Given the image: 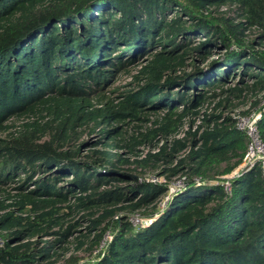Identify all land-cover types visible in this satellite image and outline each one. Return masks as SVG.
I'll return each mask as SVG.
<instances>
[{
  "label": "trees",
  "instance_id": "1",
  "mask_svg": "<svg viewBox=\"0 0 264 264\" xmlns=\"http://www.w3.org/2000/svg\"><path fill=\"white\" fill-rule=\"evenodd\" d=\"M231 95L251 101L243 115L260 109L264 142V0H0V132L19 120L18 135L52 146L0 148V264H54L107 230L83 264H264L259 166L229 192L215 182L246 150L218 108ZM86 130L98 137L83 153ZM175 177L186 187L160 212ZM121 212L158 215L139 226Z\"/></svg>",
  "mask_w": 264,
  "mask_h": 264
},
{
  "label": "rangeland",
  "instance_id": "2",
  "mask_svg": "<svg viewBox=\"0 0 264 264\" xmlns=\"http://www.w3.org/2000/svg\"><path fill=\"white\" fill-rule=\"evenodd\" d=\"M225 14L228 16H235L236 11L235 9L228 8V7H223L221 8V10H219V12H215L214 15L219 16V14ZM255 32H247V35L249 36V38H251L253 36ZM136 73V67H132L128 72H122L121 75L119 76V78L114 82V84L116 86H118V89H125L129 86L132 85V81H133V75ZM223 98V96H220L218 99ZM216 98L213 100V102H216ZM229 100L231 103H226V102H222V105L218 108H223L224 112L230 110V109H224V108H232L233 109V115H243L241 113V110L246 109L247 107H249V103L251 101H247L244 102L243 99H237L234 96H230ZM264 101V100H262ZM261 104V103H260ZM227 105V106H226ZM253 111V110H251ZM249 111V113L251 112ZM248 114V113H247ZM246 115V114H245ZM16 127H12L11 129H9L8 131H3L0 132V148L3 149L7 155H20L21 153H25L24 156H29L32 152H34L36 149L40 148V147H48L51 146L49 143H47V137H41V138H33V141H30L24 137H21L20 135H18L16 132L18 130V125L20 124L19 120L15 121ZM98 134L95 132H92L90 130H86L84 133L81 134V136L79 137V139L86 141V146H84L83 150L85 152L89 151L91 149L92 144L95 142V140L97 139ZM1 140H4L5 142H2ZM74 144V142H72V145ZM52 147V146H51ZM74 147V145H73ZM126 166L129 167H133V164H129V165H124V168H127ZM223 166V165H222ZM221 166V167H222ZM143 170H141L140 167H137V169L135 171H133V173L137 174L140 179H144L146 178V180H148L150 178V176H155L153 170H147L145 173L143 172ZM150 173L152 175H150ZM160 175V179L162 180L161 182H163V176ZM217 177H220V179H222L224 177V175H216ZM176 177L173 179L175 180ZM164 183V182H163ZM170 185V184H169ZM182 192V190H181ZM172 193V190L170 191L168 189V193H166L165 195H163V197L159 200L158 202V208L159 211L161 212V210H163L164 206L166 205L165 203L170 199L169 197L170 194ZM135 214V215H133ZM124 215L126 216L131 223L135 224V225H139V226H145L150 224V220L153 219L149 216H144L143 220L144 222H140L139 220V214L136 212H121L120 214H118V218L119 216ZM79 216V215H77ZM134 217H136L138 220H136ZM156 218V217H155ZM112 237V234L109 230H107L104 233V236L101 240V243L99 246H101V248L103 249L104 246L106 245V243L109 241V239ZM75 243H66L64 244V246H66L68 248V250L66 251V253H64L63 257H60L58 259V261H56L54 264H63V260H64V256H67L69 254H73L75 256L78 257V264H83L86 263V261H92L95 260L97 258V250L99 248V246L93 248L91 251H88L87 246H83L81 249H76L75 247Z\"/></svg>",
  "mask_w": 264,
  "mask_h": 264
},
{
  "label": "built area",
  "instance_id": "3",
  "mask_svg": "<svg viewBox=\"0 0 264 264\" xmlns=\"http://www.w3.org/2000/svg\"><path fill=\"white\" fill-rule=\"evenodd\" d=\"M235 117V126L237 129L242 130L247 138L246 143V150L243 154V157L240 161V163L228 174H224V177L220 179L218 177L215 182H218L225 191L229 192L230 190V179L231 177H234L244 170L252 167L253 165L257 164L260 168L261 177L264 180V142L261 141L259 137V133L257 130L256 122L257 119L260 116V109H256L251 111L250 113L246 115H232ZM162 177V176H161ZM164 179V178H163ZM150 181H156L161 182L159 176H150L148 179ZM165 182V179L163 180ZM203 180L195 179L194 184H201L203 183ZM169 190H172V193L170 196L173 195V193H176L178 191L183 190L186 187V184L184 183V177L175 179L169 183ZM171 198V197H169ZM166 204V203H165ZM162 211V210H161ZM135 215V214H133ZM158 215V213H155L153 216H151L153 219ZM150 217V219H151ZM136 220H138L136 217H134ZM143 216L139 215L140 222H144ZM151 219L150 222L153 220ZM135 225V224H134Z\"/></svg>",
  "mask_w": 264,
  "mask_h": 264
}]
</instances>
